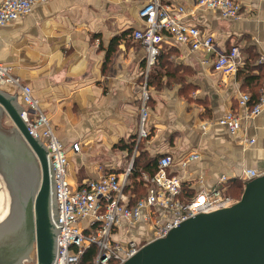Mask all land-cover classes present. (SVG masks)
Returning a JSON list of instances; mask_svg holds the SVG:
<instances>
[{
  "label": "crops",
  "instance_id": "0c3cea01",
  "mask_svg": "<svg viewBox=\"0 0 264 264\" xmlns=\"http://www.w3.org/2000/svg\"><path fill=\"white\" fill-rule=\"evenodd\" d=\"M147 1L47 0L0 27V65L31 89L67 150L69 180L80 184L120 176L131 163L135 172L138 158L139 165L149 167L152 160L169 155L171 172L182 182V198L188 199L186 192L195 195L216 187L221 176L231 181L245 169L263 171L264 110L244 121L236 135L217 126L203 131L201 126L228 111L242 114L238 94L258 91L245 86L238 71L215 72L212 61L236 46L243 61L259 58L264 64V0H234L243 14L237 21L196 7V0H160L183 6V21L210 34L215 53L191 52L165 39L150 67L132 38L143 26L137 13ZM0 92L7 100L16 98L21 107L14 85L0 84ZM143 107L148 136L137 141ZM250 140L254 143L248 145ZM72 144L78 152L71 151ZM191 154L198 158L182 167ZM143 174L149 176L141 171L139 189L131 175L127 179L124 193L130 206L146 194ZM126 233L128 239L148 240L144 225Z\"/></svg>",
  "mask_w": 264,
  "mask_h": 264
},
{
  "label": "built area",
  "instance_id": "2783aa9c",
  "mask_svg": "<svg viewBox=\"0 0 264 264\" xmlns=\"http://www.w3.org/2000/svg\"><path fill=\"white\" fill-rule=\"evenodd\" d=\"M47 0H1L0 27L29 15L33 7ZM195 6L206 11L217 12L221 19H242L241 8L234 0H196ZM143 26L134 30L132 38L138 42L145 54L147 67L154 65L162 42L170 39L186 46L191 52L203 50L215 53L214 38L196 26L183 21L185 8L179 4H165L160 0H149L138 10ZM243 60L236 46L217 53L212 61L213 70L222 75H232L242 66ZM0 84H12L18 89L21 110L19 118L30 137L44 147L49 167L51 190V222L54 226V253L51 264H124L134 256L144 243L164 237L172 228L198 214L227 208L236 200L225 195L229 179L221 176L216 187L197 192L189 199L182 198V182L173 175L172 157L157 159L155 173L142 175L146 189L144 197L129 205L124 190L128 177L134 172L132 163L122 175L108 174L97 179L71 182L67 173V150L54 134L49 120L32 97L31 89L22 85L11 75L9 67L0 65ZM143 91V102L146 100ZM250 95L239 93L238 107L242 114L228 111L224 115L203 122L201 129L222 127L236 135L244 121L254 119L264 110V84L258 100L249 106ZM146 111L143 107L138 124L137 141L148 136L145 128ZM254 140L247 144L251 145ZM77 144L71 151L78 152ZM135 152L133 153L134 156ZM191 154L181 162L185 167L196 160ZM264 174L251 169L241 171L238 178L242 185ZM86 222V224H82ZM144 225L148 240H115L120 229ZM92 249V253L89 250ZM89 252V254H87ZM34 264H37L35 261Z\"/></svg>",
  "mask_w": 264,
  "mask_h": 264
},
{
  "label": "water",
  "instance_id": "95a60500",
  "mask_svg": "<svg viewBox=\"0 0 264 264\" xmlns=\"http://www.w3.org/2000/svg\"><path fill=\"white\" fill-rule=\"evenodd\" d=\"M10 99L0 92V119H9L10 133L32 155L38 179L33 196L25 204L13 199L12 216L0 225V264H22L33 250L37 264H51L55 231L46 152L20 120L17 99ZM124 264H264V174L246 182L233 205L181 222Z\"/></svg>",
  "mask_w": 264,
  "mask_h": 264
},
{
  "label": "flooded vegetation",
  "instance_id": "af4514ba",
  "mask_svg": "<svg viewBox=\"0 0 264 264\" xmlns=\"http://www.w3.org/2000/svg\"><path fill=\"white\" fill-rule=\"evenodd\" d=\"M16 139L14 134L1 126L0 119V190L3 192L2 201L5 202L3 213L7 210L0 225L11 218L13 199L25 204L33 196L38 179L32 155Z\"/></svg>",
  "mask_w": 264,
  "mask_h": 264
},
{
  "label": "trees",
  "instance_id": "16d2710c",
  "mask_svg": "<svg viewBox=\"0 0 264 264\" xmlns=\"http://www.w3.org/2000/svg\"><path fill=\"white\" fill-rule=\"evenodd\" d=\"M255 70H258V74L253 73V71H255ZM237 71L239 72V76H241L242 82L245 86L249 85L251 87H258V91L254 95H251L248 93L250 95L249 106H252L258 100L259 91L264 84V64L260 61L259 58L253 62H251V61L249 62L247 59H245L243 61L242 66H240ZM155 161L157 162V160H152L150 162L149 167H147V164L145 166L139 165V164H141L140 158L137 159V162L134 163L135 172L133 174H131V176L129 177L130 179L133 180L132 182H133L134 188H136V189H139L140 187L142 188L143 183L140 180L141 171L146 172L149 176H151L155 173V170H156V162ZM183 191L186 192V190H184V189H183ZM134 193H135V191H134ZM241 193H242L241 181H239L238 179L229 181L228 187L225 191V195L232 197L233 199H235L237 201L240 198ZM140 195L141 194H138V196H137L135 193L136 198L140 197ZM186 195H187L188 199L193 196L192 194L190 195L187 192H186ZM89 252L92 253V249L89 250ZM89 252L87 254H89Z\"/></svg>",
  "mask_w": 264,
  "mask_h": 264
},
{
  "label": "rangeland",
  "instance_id": "374dc122",
  "mask_svg": "<svg viewBox=\"0 0 264 264\" xmlns=\"http://www.w3.org/2000/svg\"><path fill=\"white\" fill-rule=\"evenodd\" d=\"M1 126L6 129V130H9L10 127H11V123L9 122V119H7L6 117H4L2 120H1ZM0 192H2L0 190ZM3 194V192H2ZM5 206V202L4 201H0V216L1 214L4 212V208L5 207H1V206ZM82 224H86V222H83ZM141 226V225H139ZM143 226V225H142ZM146 227V226H145ZM120 238L122 239H128L130 237V235H125V232L121 233H117V235L114 237L115 240H118ZM147 237H148V233H147ZM133 239V237L131 238ZM36 261V258H35V251L33 250L32 252L29 253V260L23 262L22 264H34Z\"/></svg>",
  "mask_w": 264,
  "mask_h": 264
},
{
  "label": "bare ground",
  "instance_id": "6f19581e",
  "mask_svg": "<svg viewBox=\"0 0 264 264\" xmlns=\"http://www.w3.org/2000/svg\"><path fill=\"white\" fill-rule=\"evenodd\" d=\"M2 198H3V194L2 192H0V201H2ZM3 207V205H2ZM6 214H7V210L5 211V213H3L1 216H0V222L3 221V219L6 217Z\"/></svg>",
  "mask_w": 264,
  "mask_h": 264
}]
</instances>
